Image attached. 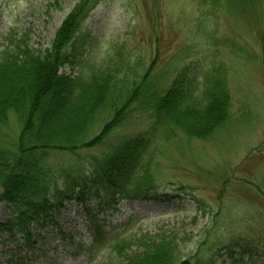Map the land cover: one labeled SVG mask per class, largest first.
Returning a JSON list of instances; mask_svg holds the SVG:
<instances>
[{
    "label": "rangeland",
    "instance_id": "obj_1",
    "mask_svg": "<svg viewBox=\"0 0 264 264\" xmlns=\"http://www.w3.org/2000/svg\"><path fill=\"white\" fill-rule=\"evenodd\" d=\"M78 1L0 0V49L11 38L34 50L50 48ZM85 31L92 38L86 59L101 62L114 45H124L137 71L151 68L162 93L180 73L201 86L216 69L232 99L230 119L207 139L175 129L174 138L154 144L152 167L161 198L122 200L115 212L98 215L68 200L47 219L29 224L25 233L15 206L2 201L0 264H129L115 252L92 248V221L110 236H135L128 252L133 259L169 237L177 239L180 255L192 263H208L214 251L231 246L233 252L223 249L216 264H264V0H220L216 6L199 0H105ZM80 70L77 63L62 72L75 76ZM63 99L62 93L56 96L54 108ZM151 115L133 110L93 153L133 136H153ZM103 118L96 119L91 138L99 135ZM21 130L11 112L0 129V145L10 147ZM185 187L189 196L165 199ZM245 248L248 252L240 254Z\"/></svg>",
    "mask_w": 264,
    "mask_h": 264
},
{
    "label": "trees",
    "instance_id": "obj_2",
    "mask_svg": "<svg viewBox=\"0 0 264 264\" xmlns=\"http://www.w3.org/2000/svg\"><path fill=\"white\" fill-rule=\"evenodd\" d=\"M101 1H78L57 29L50 48L34 50L11 38L0 49V129L8 124L11 112L22 123L16 142L10 147L0 145V203L15 206L21 233L41 217H50L51 211L60 210L66 200L87 207L94 199L99 209H112L121 200L158 198L152 167L154 144L174 138L175 129L207 139L230 119V94L216 69L201 86L185 72L178 73L171 88L162 93L151 68L137 71V62L125 53L124 45H114L101 62L86 59L92 38L85 23ZM199 1L202 5L220 3ZM77 63L81 65L77 75L61 72ZM61 93L65 99L54 108V99ZM135 109L152 113L155 138L133 136L93 153ZM103 115L99 135L91 138L96 119ZM182 191L187 194L188 188ZM94 229L99 248L115 252L129 264H216L223 249L227 255L233 252L226 246L214 251L208 263L201 259L192 263L180 255L177 239L168 237L133 259L128 252L135 236L108 238L101 227ZM245 252L246 248L240 254Z\"/></svg>",
    "mask_w": 264,
    "mask_h": 264
}]
</instances>
